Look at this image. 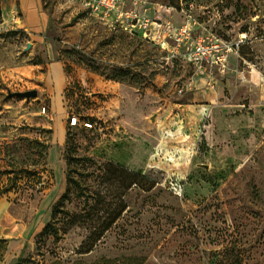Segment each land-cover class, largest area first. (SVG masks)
<instances>
[{
	"label": "rangeland",
	"instance_id": "374dc122",
	"mask_svg": "<svg viewBox=\"0 0 264 264\" xmlns=\"http://www.w3.org/2000/svg\"><path fill=\"white\" fill-rule=\"evenodd\" d=\"M77 1L56 100L0 0V264H264V0H124L167 27L152 42ZM200 35L237 47L223 69L195 67Z\"/></svg>",
	"mask_w": 264,
	"mask_h": 264
},
{
	"label": "crops",
	"instance_id": "0c3cea01",
	"mask_svg": "<svg viewBox=\"0 0 264 264\" xmlns=\"http://www.w3.org/2000/svg\"><path fill=\"white\" fill-rule=\"evenodd\" d=\"M9 1L18 14V19L22 23L21 27L24 29V32L34 41V43H32L34 47H32V49L30 48L31 51L29 52H34L37 55L41 54L43 51V54L48 57L49 61L44 63V65H38L37 68H46L48 70L46 77L49 80L46 79L44 85L47 86V82L50 83V85H52L53 98L61 100L66 88L67 76L64 70V64L59 56L62 53L61 47L57 46L55 42L65 38V36L70 33L68 23L72 17L78 14L83 4L79 3L77 0ZM135 1L138 9L141 8V10H144V4H142V2L144 1L146 3L147 0ZM151 7H153V4L150 2L149 8ZM65 9H69V12L66 14L63 12ZM83 9V11H86L85 8ZM150 12L152 13V11ZM144 13H147V11H144ZM148 15L149 14H145L144 16ZM30 45L31 44H29V47ZM46 86L44 87L46 88ZM59 129L61 130V127Z\"/></svg>",
	"mask_w": 264,
	"mask_h": 264
},
{
	"label": "built area",
	"instance_id": "2783aa9c",
	"mask_svg": "<svg viewBox=\"0 0 264 264\" xmlns=\"http://www.w3.org/2000/svg\"><path fill=\"white\" fill-rule=\"evenodd\" d=\"M124 0H85L87 11L95 17L101 15L113 14L119 19L121 30L129 36L135 34L141 35L148 41H158L161 36L165 35L167 27L153 25L156 23L151 22L147 18L140 17L137 14V10L130 9L126 12L120 10V3ZM177 41L182 43L184 40H188L190 32L187 27L180 28L177 32ZM193 51L191 53V59L193 64L198 69L208 67L224 68L227 58L232 53L237 52V47L230 43H226L215 37H209L200 35L193 43ZM179 46V45H178ZM78 125V119L72 117L70 119V126L75 127ZM84 126L90 127L88 124Z\"/></svg>",
	"mask_w": 264,
	"mask_h": 264
},
{
	"label": "trees",
	"instance_id": "16d2710c",
	"mask_svg": "<svg viewBox=\"0 0 264 264\" xmlns=\"http://www.w3.org/2000/svg\"><path fill=\"white\" fill-rule=\"evenodd\" d=\"M20 172H24L26 175L30 176L27 180H25L24 183L28 184L30 187H34V184L36 185L35 183V178H34V173L32 172H28V171H17L15 174L13 172V180L14 181H17L18 178V173ZM68 180H70V183H72V180L68 178ZM75 187H76V192H75V197L76 198H83L85 197V199H87V197H90L88 194H85L84 192V188L79 184V182H76V181H73L72 183ZM66 200H69V190L66 191L62 196L61 198L59 199L58 201V204L55 206L53 212H52V218H54V221L50 224H48L45 228H44V233L47 234L48 232L49 233H53L54 235V242H57L58 239H59V231L57 230V228L53 225V224H56L57 222L60 221V219H57L56 216L59 215L60 213H63V217L62 219L65 220V223L67 222L66 219H68V217L70 216L69 213L65 210H60L59 209V206ZM121 212V211H120ZM14 264H23V261L21 258H19L16 263Z\"/></svg>",
	"mask_w": 264,
	"mask_h": 264
},
{
	"label": "water",
	"instance_id": "95a60500",
	"mask_svg": "<svg viewBox=\"0 0 264 264\" xmlns=\"http://www.w3.org/2000/svg\"><path fill=\"white\" fill-rule=\"evenodd\" d=\"M36 96V92L35 91H28V92H19V93H9L7 98H12V97H26V98H30V97H34ZM154 120V118H153Z\"/></svg>",
	"mask_w": 264,
	"mask_h": 264
}]
</instances>
